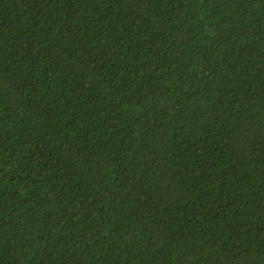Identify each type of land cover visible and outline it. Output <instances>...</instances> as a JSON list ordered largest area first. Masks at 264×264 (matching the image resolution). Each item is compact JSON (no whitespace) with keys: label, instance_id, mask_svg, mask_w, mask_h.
<instances>
[{"label":"trees","instance_id":"16d2710c","mask_svg":"<svg viewBox=\"0 0 264 264\" xmlns=\"http://www.w3.org/2000/svg\"><path fill=\"white\" fill-rule=\"evenodd\" d=\"M0 264H264V0H0Z\"/></svg>","mask_w":264,"mask_h":264}]
</instances>
